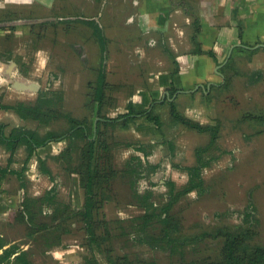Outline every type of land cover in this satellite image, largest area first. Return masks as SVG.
Wrapping results in <instances>:
<instances>
[{
    "label": "rangeland",
    "instance_id": "obj_1",
    "mask_svg": "<svg viewBox=\"0 0 264 264\" xmlns=\"http://www.w3.org/2000/svg\"><path fill=\"white\" fill-rule=\"evenodd\" d=\"M79 5L80 0H73L71 11L69 8L63 10V0H56L50 10L42 7L33 10L32 5L19 10L12 6L0 7V57L14 53L24 55L25 60L18 63L21 71L18 74L23 75L15 74L16 78L40 85L37 92L17 91L11 86L15 76L10 77L7 71L0 75V104L33 101L39 91L50 92L52 108L59 115L48 124L26 120L22 125L40 137L48 131L66 136L73 132L66 116L82 120L88 125L87 134L94 137L96 118L113 117L124 111L123 107L107 108L105 105L110 101L106 102V98L102 109L96 110L93 94L98 66L96 62L89 64L87 49L80 43L84 40L90 44V38L94 39L92 28L79 22H63L69 12L81 14ZM111 46L107 43V59H100V50L96 52V46L92 47L93 54L99 57L98 65H103L110 74L114 69ZM66 60H69L70 69H65ZM219 69L225 74L224 88L211 93L214 101L208 114L209 122L218 130L215 144L204 153V159L209 162L202 169L204 189L181 196L169 209L178 225L174 234L185 242L174 250L165 244L152 247L138 242L137 217L145 212V206L158 213L169 201V181L175 183L172 192L187 182L188 175L183 167L195 164V148L205 145L210 133L200 134L201 141L196 130L174 122L168 105H155L149 112L160 116L159 127L145 118L138 120L141 121L139 125L142 124L140 132L132 128L102 127L107 148L99 152L93 163L98 171L93 186L94 241L89 240L83 223L74 216V209L82 207L84 187L79 183V175L71 174L70 169L75 171L81 164L83 140L74 138L70 157H45L44 166L51 169L50 176L41 170L37 159L41 176L35 182L26 178L24 190L35 196L52 190L54 195L51 207L44 208L46 213H42L39 220L46 221L55 207L63 209L65 205L69 206L67 215L73 216L66 222V232H61L63 224L56 231L62 240L57 248L70 249L68 258L71 261L54 262L40 251L43 241L33 243L32 239L30 244L36 261L85 264V256L95 255L102 262L107 257L126 256L123 264H204L221 258L227 237L241 239L244 233L245 248L264 246V51L251 54L234 51ZM111 79L118 81L109 75ZM119 88L114 93L124 104L127 89ZM139 147L143 151L138 150ZM134 155H139L145 163L159 165L149 179L142 177L134 182V176L125 169ZM23 157L24 154L18 156L19 161ZM67 164L68 169H65ZM147 190L150 191L148 197L145 196ZM247 212H252L248 219L244 216ZM161 228L156 217L147 225L148 232L153 235L159 234ZM26 231L22 223L7 226L4 238H17L16 242L22 243L28 241Z\"/></svg>",
    "mask_w": 264,
    "mask_h": 264
},
{
    "label": "crops",
    "instance_id": "obj_2",
    "mask_svg": "<svg viewBox=\"0 0 264 264\" xmlns=\"http://www.w3.org/2000/svg\"><path fill=\"white\" fill-rule=\"evenodd\" d=\"M55 1L0 0V7L12 6L14 10H19L22 6L31 8L32 5L33 10L41 7L50 10ZM72 1L63 0L64 11L68 8L71 11ZM79 7L81 14L69 12L63 22H79L92 28L91 36L94 39L90 38L91 45L84 40L80 43L87 49L89 64L97 63L95 81L100 70L104 72L105 81L109 85L105 92L110 101L105 106L113 109L123 107L122 113L127 112L130 103L137 111L146 112L155 105L162 107L166 104L171 108L173 103L183 117L201 126H213L208 115L214 101L211 93L224 88L225 74L219 68L226 64L234 51L250 54L258 50L264 51V0H80ZM91 21L102 29L104 50L93 32ZM107 43L112 44L110 49L114 69L111 74L106 73L103 65H98L99 57L92 52V47L96 46V52H101L100 59H107ZM197 46L201 47L202 52L197 51ZM24 60V55L19 53L0 57V75L9 71L10 77L16 78L20 71L18 63ZM65 63V69H70L69 60ZM38 66L40 68L41 65ZM18 75L22 76L23 73ZM109 75L118 81H110ZM119 87L127 89L124 104L119 102V97L114 93ZM158 117L160 119L159 115ZM141 118L144 116L138 115L126 128L140 132L142 124L139 125L141 121L138 120ZM26 120L30 119H22L13 109H5L0 104V124L3 125L0 135L8 136L14 128H23ZM152 124L155 125L154 122ZM196 131L201 141L203 139L200 134L208 133ZM67 142V138L48 141L36 148L25 163V145L20 144L12 154L0 141V237L7 243L3 248L16 243L22 250H27L32 264H41L33 258L30 244L32 238L26 236L28 241L22 243L16 242L17 238H4L7 226L19 224L9 219V212L19 208L26 192L16 171L22 173L24 183L26 178L32 182L37 181L41 176L37 159L46 156L56 158L67 146ZM23 154L22 161H19L18 156ZM24 165L26 166L22 169ZM48 169L51 171L49 167ZM72 178L73 183H76V179ZM58 246L43 247L40 251L54 262H68L70 249L60 250Z\"/></svg>",
    "mask_w": 264,
    "mask_h": 264
},
{
    "label": "trees",
    "instance_id": "obj_3",
    "mask_svg": "<svg viewBox=\"0 0 264 264\" xmlns=\"http://www.w3.org/2000/svg\"><path fill=\"white\" fill-rule=\"evenodd\" d=\"M91 26L93 27V32L96 37L99 39L102 49H105L104 38L102 29L98 26L97 23L91 21ZM12 28V27H11ZM197 51L202 52L201 47L197 46ZM109 85L105 81V75L103 70H100L97 79L95 81L93 99L96 103V110L99 112L104 106V98L107 102V94L105 89ZM50 92L39 91L36 98L33 101H18L14 104H2V107L5 109H13L20 118L35 120L40 124H48L49 121L59 115L52 108L50 98ZM52 94V93H51ZM171 117L174 121L180 122L186 125L189 128L196 129L198 131L204 132L207 131L210 133L208 142L205 145L195 148V164L183 167L186 170L188 175L187 182L178 190L172 192L175 187L173 181H169L170 194L171 197L166 204L160 207L159 212L156 213L153 209L150 210L149 207L145 206V212L137 217L139 223H137L136 232L138 234V242L148 243L152 247H163L162 244H165L170 247L171 250H174L176 246L181 245V242L178 236L174 234L178 230V225L176 220L173 219L169 213L170 207L178 201V199L191 192L196 190L197 192H202L204 189V181L202 177V169L206 167L209 162L204 159V153L208 152L209 149L215 144L217 139V130L218 127L215 126H201L198 123L194 122L191 119L183 117L176 109L174 104H171L170 108ZM144 116L146 120L152 121L157 127L161 125L158 115H152L150 112L146 111H137L134 106L130 103L127 107V112L117 115L116 117L100 116L98 117L96 124V131L92 136H89L88 125L84 122L75 120L72 117L66 116L69 122L72 125L73 132L68 136L64 134H55L52 131H48L44 136H39L34 130H27L25 128H14L8 136L0 135V141L4 143L7 148L13 154L17 147L20 144L25 145L26 148V157L25 163L33 155L36 148L45 145L48 141L51 140H61L68 138L67 146L56 156L70 157L74 150L73 140L77 138L83 140V151H81L82 158L81 164L78 166V169L73 171L70 169L71 173H76L79 175V183L84 187V201L82 207L79 209H74V216H77L79 221L84 225L85 232L88 234L90 241L95 240L94 232V223L92 216V209L94 206L93 201V186L96 177L98 176V171L94 161L97 160L99 152L107 148V143L103 138V130L105 127L115 128L128 127L129 123L135 119L137 116ZM3 127L0 124V129ZM104 127V128H102ZM107 130V129H106ZM138 150L143 151L142 147H139ZM46 158H38L40 163L39 167L47 175H51V171L44 166ZM134 160V162H133ZM131 161V162H130ZM127 165L126 170L134 176V182H137L142 177L150 178V176L156 172L159 167L158 164H150L142 161L139 155H134L131 157ZM26 165L22 167L25 168ZM68 164L65 165V169H68ZM177 168H181L179 165H176ZM3 171V170H2ZM17 177L21 180V186H25L23 181L22 173L16 171ZM82 176V177H81ZM81 179H84L83 183ZM52 190L46 191L42 196H33L26 194L23 195V198L19 204L17 210H12L9 212V219L17 223H22L27 227L26 236L32 238L34 241L42 240V245L45 248L51 246H58L62 243L60 238V233H56L59 227L63 224L61 232H66V222L70 219V215H67V210L69 206L65 205L63 209L54 208L51 213L47 216L46 221L39 220V216L42 213H46L44 208L51 207V204L54 201V195ZM150 191L145 192V196L148 197ZM245 218L248 219L252 216V212H247L244 214ZM156 217V220L162 224V228L159 234H151L147 230V225L150 221ZM60 227V229H61ZM62 235V234H61ZM243 237L246 238V233L242 235V238L235 239L227 237L224 243L223 254L220 259L216 261L206 262L204 264H264V246L255 245L250 249L245 248L246 245H243ZM183 239V238H182ZM7 244L5 240L0 237V264L13 263V264H32L29 259V252L27 250H22L20 246L16 243L10 244L8 247L3 248ZM242 248H245L242 250ZM126 256L111 258L107 257L106 261H100L95 255L85 256V264H123ZM154 264V263H148Z\"/></svg>",
    "mask_w": 264,
    "mask_h": 264
},
{
    "label": "water",
    "instance_id": "obj_4",
    "mask_svg": "<svg viewBox=\"0 0 264 264\" xmlns=\"http://www.w3.org/2000/svg\"><path fill=\"white\" fill-rule=\"evenodd\" d=\"M12 65L14 66L15 64L12 62ZM11 86L13 89L17 91H31V92H37L40 88V85L35 81H27V80H21V79H16V78L11 80ZM165 94L167 96L169 95L168 92H165ZM97 119L98 118H96L94 121V126H93L94 133L96 131Z\"/></svg>",
    "mask_w": 264,
    "mask_h": 264
}]
</instances>
